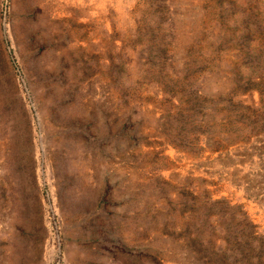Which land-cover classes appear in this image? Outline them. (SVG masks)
Returning a JSON list of instances; mask_svg holds the SVG:
<instances>
[{
    "label": "rangeland",
    "instance_id": "374dc122",
    "mask_svg": "<svg viewBox=\"0 0 264 264\" xmlns=\"http://www.w3.org/2000/svg\"><path fill=\"white\" fill-rule=\"evenodd\" d=\"M0 264H264V0H0Z\"/></svg>",
    "mask_w": 264,
    "mask_h": 264
}]
</instances>
